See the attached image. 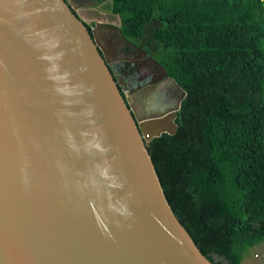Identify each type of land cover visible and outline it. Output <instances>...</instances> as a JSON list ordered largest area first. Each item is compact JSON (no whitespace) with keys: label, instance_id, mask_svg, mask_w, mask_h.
Returning <instances> with one entry per match:
<instances>
[{"label":"water","instance_id":"water-1","mask_svg":"<svg viewBox=\"0 0 264 264\" xmlns=\"http://www.w3.org/2000/svg\"><path fill=\"white\" fill-rule=\"evenodd\" d=\"M71 5L0 0V264H214L148 152L176 132L185 91L148 57L159 77L124 99L103 24L89 33ZM120 26L108 25L127 41Z\"/></svg>","mask_w":264,"mask_h":264},{"label":"trees","instance_id":"trees-1","mask_svg":"<svg viewBox=\"0 0 264 264\" xmlns=\"http://www.w3.org/2000/svg\"><path fill=\"white\" fill-rule=\"evenodd\" d=\"M107 2L186 93L148 147L169 206L209 261L244 264L264 242V0Z\"/></svg>","mask_w":264,"mask_h":264},{"label":"flooded vegetation","instance_id":"flooded-vegetation-1","mask_svg":"<svg viewBox=\"0 0 264 264\" xmlns=\"http://www.w3.org/2000/svg\"><path fill=\"white\" fill-rule=\"evenodd\" d=\"M106 3L107 0H72L71 7L79 17L78 12L80 10H93L104 16L114 15L110 10L104 8ZM96 24H103L97 30L96 38L101 49L106 53L104 57H106L108 62L113 61L112 64L109 63L108 67L110 66L112 76L116 74L120 78L122 84L119 89L124 99L129 96L127 91L131 88L133 91L146 82L156 81L160 71L148 59V57H151L149 55L143 57L140 52L142 50L133 41L124 40L117 30L108 27V25L118 26L117 24L104 20L100 22L94 21L92 25L91 23H86L89 33L95 28ZM157 81H160V79Z\"/></svg>","mask_w":264,"mask_h":264},{"label":"rangeland","instance_id":"rangeland-1","mask_svg":"<svg viewBox=\"0 0 264 264\" xmlns=\"http://www.w3.org/2000/svg\"><path fill=\"white\" fill-rule=\"evenodd\" d=\"M104 8L109 10L108 2L104 6ZM81 15L86 20H95V21H99V22L104 20V21L110 22L112 24H116L117 23V25H119V23H118V21H117L115 16H112V15L104 16L101 13L99 14L97 11L86 10V11H83L81 13ZM262 252H264V242H262L261 244L256 245L255 247H253L251 249L250 248L247 249L245 251V253H244L245 257H244L243 263L244 264H264V263L261 262L262 258H260V255H262ZM213 259H214L215 262H220L221 264H225V261H223L221 258H218V257L214 256Z\"/></svg>","mask_w":264,"mask_h":264},{"label":"clouds","instance_id":"clouds-1","mask_svg":"<svg viewBox=\"0 0 264 264\" xmlns=\"http://www.w3.org/2000/svg\"><path fill=\"white\" fill-rule=\"evenodd\" d=\"M57 44H58V42H57ZM57 44H54L53 45V47H55V46H57ZM62 57V53H57L55 56H44V57H42L43 59H45V60H52V61H54V60H59L60 58ZM58 65L57 64H55V63H53V65H52V67L50 68V69H48V71L49 72H52V71H57L58 70ZM67 75V73H65V76ZM52 79H57L58 77H51ZM62 78V77H61ZM58 91H62V90H60V89H58ZM102 175H105V176H107V172L105 171L104 173H102ZM24 183L25 184H28V179H27V177L25 176V179H24ZM113 186H117V187H119L120 185H113ZM126 211V210H125ZM130 214V213H129Z\"/></svg>","mask_w":264,"mask_h":264},{"label":"crops","instance_id":"crops-1","mask_svg":"<svg viewBox=\"0 0 264 264\" xmlns=\"http://www.w3.org/2000/svg\"><path fill=\"white\" fill-rule=\"evenodd\" d=\"M83 11H86V10H80L78 13H79V15H80V18L82 19V20H84L86 23H91V24H93V22L95 21V20H86L82 15H81V13L83 12ZM99 13V12H98ZM100 14V13H99ZM111 15V14H110ZM112 16H115L116 17V19H117V21H118V23H120V20H119V17L117 16V15H112ZM117 24V23H116ZM260 258H262L261 259V262L262 263H264V252H262V255H260Z\"/></svg>","mask_w":264,"mask_h":264}]
</instances>
